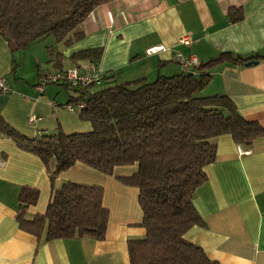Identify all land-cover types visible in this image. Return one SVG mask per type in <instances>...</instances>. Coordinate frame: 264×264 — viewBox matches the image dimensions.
Listing matches in <instances>:
<instances>
[{
  "label": "crops",
  "instance_id": "obj_1",
  "mask_svg": "<svg viewBox=\"0 0 264 264\" xmlns=\"http://www.w3.org/2000/svg\"><path fill=\"white\" fill-rule=\"evenodd\" d=\"M237 7L243 18L232 22L228 12ZM79 30L83 37L69 46L46 36L14 52L0 35V78L9 88L0 92V115L21 134L91 129L77 111L65 108L73 92L39 81L43 70H87L89 60L71 58L77 51L100 49L97 70L112 72L118 83L150 82L158 75L182 72L176 53L194 55L199 63L225 52L242 57L264 53V0H113L96 7ZM182 37L189 44L180 43ZM158 46L164 49L148 52ZM251 60L257 63L212 65L201 95H227L246 119L264 126V57ZM31 114L37 116L34 122L28 121ZM215 144V159L206 166L207 178L193 198L202 223L187 230L184 238L217 264H264V136L250 148L229 135L217 137ZM136 169V164L118 166L113 175H106L76 163L58 173L51 185L49 169L36 155L0 135V264H130L128 239L144 237L145 229L138 189L117 177ZM67 181L102 188V204L108 211L102 240H46L19 228L22 187L38 190L36 203L25 213L31 218L45 212L52 189Z\"/></svg>",
  "mask_w": 264,
  "mask_h": 264
},
{
  "label": "trees",
  "instance_id": "obj_2",
  "mask_svg": "<svg viewBox=\"0 0 264 264\" xmlns=\"http://www.w3.org/2000/svg\"><path fill=\"white\" fill-rule=\"evenodd\" d=\"M111 1L0 0V35L12 52L49 35L69 46L83 37L79 26L87 16ZM228 15L232 22L243 18L239 7ZM100 53V49H84L71 58L96 65ZM262 57L264 53L242 57L225 52L150 82L118 83L115 74L107 72L101 73L97 85L63 83L73 92L71 103L82 105L77 112L90 123L89 131L65 134L58 128L27 137L0 115V135L36 155L49 169L51 185L58 173L76 163L106 175H113L118 166L136 164L134 173L117 177L138 189L145 229L144 237L128 239L130 264H217L184 238L187 230L202 223L193 204L196 189L207 178L206 166L215 159L217 137L229 135L250 148L256 138L264 136V126L246 119L227 95L204 96L201 91L210 81L212 65L244 64ZM102 196L100 186L67 181L52 189L43 214L28 218L26 210L36 203L38 190L24 186L18 195V226L46 240H102L108 219Z\"/></svg>",
  "mask_w": 264,
  "mask_h": 264
},
{
  "label": "built area",
  "instance_id": "obj_3",
  "mask_svg": "<svg viewBox=\"0 0 264 264\" xmlns=\"http://www.w3.org/2000/svg\"><path fill=\"white\" fill-rule=\"evenodd\" d=\"M179 41L180 43L185 45L189 44V39L187 37H182L180 38ZM158 49H164V47L163 46L152 47L148 49V52H153ZM175 60L182 69L191 68L199 63L194 55L185 56L181 53L175 54ZM101 80H102V75L97 70L96 65L93 63H90L87 70H81L77 67L66 69L63 71L45 70L42 72L39 78L41 85L66 83L72 86H87V85H97L101 82ZM8 90L9 88L6 81L3 78H0V92L5 93ZM81 107L82 105L78 103H69L65 106V108L70 112L78 111V109H80ZM36 119L37 116L35 114H31L28 117L29 122H34ZM239 151L241 153L246 152L240 147H239Z\"/></svg>",
  "mask_w": 264,
  "mask_h": 264
},
{
  "label": "water",
  "instance_id": "obj_4",
  "mask_svg": "<svg viewBox=\"0 0 264 264\" xmlns=\"http://www.w3.org/2000/svg\"><path fill=\"white\" fill-rule=\"evenodd\" d=\"M256 63H257V60H250V61H247V62L245 63V65L248 66V65L256 64Z\"/></svg>",
  "mask_w": 264,
  "mask_h": 264
},
{
  "label": "rangeland",
  "instance_id": "obj_5",
  "mask_svg": "<svg viewBox=\"0 0 264 264\" xmlns=\"http://www.w3.org/2000/svg\"><path fill=\"white\" fill-rule=\"evenodd\" d=\"M49 37H52V35H49ZM49 39V38H48ZM47 66L46 64H43V67ZM45 69V68H44ZM51 69V68H50Z\"/></svg>",
  "mask_w": 264,
  "mask_h": 264
}]
</instances>
